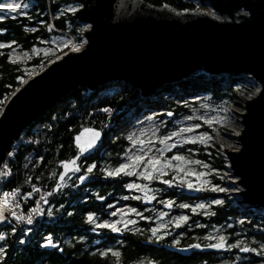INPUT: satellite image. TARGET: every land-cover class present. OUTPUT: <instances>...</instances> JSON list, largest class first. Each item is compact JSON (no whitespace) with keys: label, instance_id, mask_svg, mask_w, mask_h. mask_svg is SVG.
<instances>
[{"label":"trees","instance_id":"obj_1","mask_svg":"<svg viewBox=\"0 0 264 264\" xmlns=\"http://www.w3.org/2000/svg\"><path fill=\"white\" fill-rule=\"evenodd\" d=\"M23 1L29 5L26 11L0 10V17H3L0 19V45H4L0 47V113L8 98L31 77L32 70H42L67 48L31 53L26 61L15 63L11 59L13 50L29 53L34 48L53 44L50 42L52 37L60 34L71 36L75 45L80 46L83 42L81 31L85 24L77 22L72 17L73 12L65 9L66 5L72 4L71 0ZM145 1L157 6L168 5L182 12L197 10L194 0ZM48 22L53 23L55 31L47 29ZM243 80L245 78L197 72L179 82L159 87L150 97H142L138 90L122 81L106 83L96 90L75 87L67 93L23 130L10 150L11 157L6 159L9 177L3 180V189L26 190L31 185H39L45 191L46 203L42 217L34 225L21 226L17 230L8 223L0 227V236H3L0 239V264H188L190 260L202 264V255H195L197 252L182 256L164 246H182L195 241L204 243V236L209 238L210 228L214 227L220 229L219 236L239 239L240 247L255 249L264 243L263 216L249 211L244 220H234L238 209L231 206L230 201L211 202L206 210L191 215V225L178 227L179 237L174 233L175 237L157 238L151 232L156 216L153 212L162 207V201L174 204L171 213L175 214L182 202L193 198L213 200L216 194L206 192L189 196L170 187H157L159 196H155V208H144L137 199L127 197L125 184L130 177L123 173L108 175V171L123 160L128 143L126 134L134 116L162 110L182 115L189 110L187 104L204 96L235 103L243 90ZM247 89L246 93L251 87ZM84 129L98 131L101 136L92 151L81 153L78 137ZM197 149L196 156L207 160L212 169L225 170L223 158L207 155L202 152V147ZM74 159L80 169L65 174L63 165ZM89 165L91 172H88ZM214 181L224 184L218 179ZM124 203L142 213L134 226L118 231L99 227L102 225L99 222L109 218L115 204ZM89 215L93 216L91 222ZM233 248L236 251L238 247ZM238 252L230 255L215 253L214 264H255L258 261L252 251L237 256Z\"/></svg>","mask_w":264,"mask_h":264},{"label":"water","instance_id":"obj_2","mask_svg":"<svg viewBox=\"0 0 264 264\" xmlns=\"http://www.w3.org/2000/svg\"><path fill=\"white\" fill-rule=\"evenodd\" d=\"M71 1L79 4L72 17L88 25L85 42L78 51L66 50L52 60L5 102L0 113V169L23 130L75 87L96 90L122 81L146 97L197 72L226 78L245 75L258 88L244 99L239 112L238 148L225 152L240 185L237 204L263 211L264 0H195L216 15L177 11L145 0ZM186 194L195 193L189 188ZM7 214L5 209L0 225ZM164 247L188 255L200 246ZM200 250L225 248L208 245Z\"/></svg>","mask_w":264,"mask_h":264},{"label":"rangeland","instance_id":"obj_3","mask_svg":"<svg viewBox=\"0 0 264 264\" xmlns=\"http://www.w3.org/2000/svg\"><path fill=\"white\" fill-rule=\"evenodd\" d=\"M2 3L21 4V8L16 12L26 11L27 9L23 7V5L26 4L23 0H4ZM195 3L197 4V10H205L214 14V11L210 7L200 5L196 1ZM78 8L79 4L73 1L72 4L65 6L67 11H72V9L76 10ZM87 26L88 25L85 24L84 30ZM84 30L81 31L83 42L80 46L74 44V40L71 36L60 34L59 36L52 37L50 42L53 44L34 48L33 51H30L27 55L13 50L11 59L14 61H26L28 54H42L63 47H66L67 50H74V48L77 47L80 49L85 42L83 37ZM58 57L54 58V60ZM40 71V68L34 69L30 72V75L32 76ZM241 77L245 78L242 82L243 90L239 97L236 98L235 103H225L222 98L217 99L204 96L195 98L193 103L187 104L189 110L182 115L176 116L172 113L170 116V112L162 110L142 112L131 119L129 123L130 128L126 134L128 143L125 148L123 160L112 170L108 171V173L115 172L121 165H128V167L121 172L131 178V180L125 184V189L128 192L127 197L137 199L138 202L144 205V208L152 207L153 209L155 208L153 204L156 202L155 196H159V194H157V187H163L164 189L170 187L178 193L186 192L187 189L192 188L193 192L197 195L206 192L216 194V198L213 200L210 198L208 200L193 198L191 201L182 202L178 207V212L175 214L171 213V209L175 207L174 204L169 201H162V207L156 208L157 210L153 212L156 216L153 218L154 224L152 225L151 232L155 237L159 238L165 235L174 236V233H177L176 235L179 236L180 232H177L178 227L183 224L187 226L191 225L189 222V217L191 215L201 213L209 207L211 202L216 203V201H230V205L238 209V213L236 214L237 217H235L234 220H244L249 211H252L253 215L263 216L264 219L263 211L237 204V199L239 198L237 191L240 190V185L238 183L237 185L235 184V179L237 178L232 174L225 152V149L233 150L238 148L239 141L237 134L239 133V119L241 118L239 112L243 111L244 99L253 95L258 88L257 84H255L251 78L245 75ZM247 87H251V90L246 93L248 90ZM209 121H211V123H209ZM197 125H199V127H197ZM183 129H191V131H182ZM95 133H99V136H94ZM174 133H176V135H173ZM100 136L101 134L98 131L84 129L78 137L80 151L84 149L81 153L92 151L99 143ZM161 140H164V143H161ZM90 143L91 147H89ZM173 145L175 146L173 147ZM197 147H202V152L207 155L210 153L223 158L225 160V170L221 172L216 171L211 168V164L207 162V160L196 156V153L199 152ZM175 156L183 157V160L173 159ZM136 157H141L140 161L137 162ZM149 160L158 161V163L155 164V170L153 169V165L148 163ZM88 167H91V165ZM79 169L80 165L76 159L63 165L65 174L75 173ZM147 173H151V179L144 178V175ZM214 179L223 181L224 184L215 182ZM131 185H137L139 187H130ZM189 185H191V187H189ZM220 189L223 190L221 191ZM200 205H204V207L201 208L199 207ZM141 214V212L126 203L115 204L114 209L110 212L109 218L102 220L99 224L115 225L117 229L129 228L135 225L138 218L142 216ZM219 231V228H210L208 234L214 240H216V238L219 240V238L223 236H219ZM238 242H240L239 239L232 242V245H237L238 251L246 247H240ZM258 245L259 246L255 249L252 247L247 248H249L253 254L264 257V243ZM1 250L2 249H0V251Z\"/></svg>","mask_w":264,"mask_h":264},{"label":"built area","instance_id":"obj_4","mask_svg":"<svg viewBox=\"0 0 264 264\" xmlns=\"http://www.w3.org/2000/svg\"><path fill=\"white\" fill-rule=\"evenodd\" d=\"M47 29L49 31H55L52 22L47 23ZM19 139L14 142L12 147L19 141ZM10 150L8 151L0 169V203L5 201V193L10 194L6 198V209L8 210L9 215L7 214L5 222L1 224L0 227L8 223L12 225L13 230H17L21 226L27 227L34 225V223L42 217L46 200L45 191L42 186L39 185H31L26 190H22L19 188L13 190L3 189L2 182L5 178L9 177V171L5 163L6 159L8 157H11ZM12 193H15V195H11ZM13 213L15 215H13ZM29 218H31L32 220L31 224L28 223Z\"/></svg>","mask_w":264,"mask_h":264},{"label":"snow or ice","instance_id":"obj_5","mask_svg":"<svg viewBox=\"0 0 264 264\" xmlns=\"http://www.w3.org/2000/svg\"><path fill=\"white\" fill-rule=\"evenodd\" d=\"M24 8H27L29 7L28 4H24L23 5ZM21 8V4L19 3H0V10H7L8 12H16L18 9ZM72 11H75V9H72ZM3 17H0V19H2ZM0 47H4V45H0ZM75 51H78L79 48H74ZM25 55H27V53H25ZM16 61H13V63H15ZM209 123H211V121H209ZM197 127H199V125H197ZM182 131H191V129H183ZM173 135H176V133H174ZM94 136L98 137L99 136V133H95ZM161 143H164V140H161L160 141ZM194 142V141H192ZM175 145H173L174 147ZM89 147H91V143L89 144ZM81 151H84V149H81ZM141 157H136V161H140ZM173 159L175 160H183V157H179V156H175L173 157ZM149 164H152L153 165V169L155 170V164L158 163V161H154V160H149L148 162ZM194 163H198V162H194ZM94 167V166H93ZM128 167V165H121V167L117 168L115 170V172H109L108 175H116V174H119L121 172H123L126 168ZM92 171V167H89L88 168V172H91ZM144 178L145 179H151V173H147L144 175ZM81 180L84 179L83 176L80 177ZM130 187H139L137 185H131ZM189 187H191V185H189ZM221 191L223 189H220ZM10 194L9 193H5L4 196H5V201L0 203V220H2L4 218V211L6 209V198L9 196ZM11 195H15V193H12ZM217 204L221 203V201H216ZM199 207L203 208L204 205H200ZM35 211V210H34ZM115 214V213H113ZM13 215H15L13 213ZM181 219H184V218H181ZM88 220L91 222L93 221V216L92 215H89L88 216ZM28 223L31 224L32 223V220L31 218L28 219ZM131 223V221H130ZM99 227H111L113 231H118V229L115 227V225H99ZM0 239H3V236H0ZM220 240V243H217V244H214V245H211V247H216V248H223L225 246L224 244V241H225V238L223 236H221L219 238ZM49 243H51L49 241ZM54 246V245H53ZM237 245H229V247H236ZM195 247H198V245H195ZM242 252H248L250 251L249 248L245 247V248H241L240 249ZM118 255V254H117Z\"/></svg>","mask_w":264,"mask_h":264},{"label":"flooded vegetation","instance_id":"obj_6","mask_svg":"<svg viewBox=\"0 0 264 264\" xmlns=\"http://www.w3.org/2000/svg\"><path fill=\"white\" fill-rule=\"evenodd\" d=\"M197 215V214H196ZM179 236H180V234H179ZM178 235H177V237H179ZM208 236V235H207ZM207 236H204V243H201L200 241H195V242H193V243H191V244H194V243H198L199 244V248H196L195 250H193V251H191L188 255H182V254H180V255H182V256H191L192 255V253L193 254H195L196 252H197V254H195V255H198L199 256V254L200 255H202L201 257H202V259H203V261H202V264H214V261H213V255L215 254V253H217V254H225V255H230L231 253H233L234 254V252H236L238 249H236V251L234 250V248L233 247H229V245H232V242H235V240L234 239H232V240H229L228 238H225V241H224V244H225V246H224V248H225V250L224 251H210V252H203V251H201L200 250V248L201 247H205V246H208V245H212V244H217V243H220V240H214L213 238H211V237H207ZM191 244H188V245H182V246H190ZM175 246V245H174ZM249 252V251H248ZM248 252H242L241 250L238 252V253H236V255L237 256H239V255H245V254H247ZM179 254V253H178ZM256 258L258 259V261L257 262H255V264H263V262H264V260H262L261 258L262 257H260V256H258L257 254H256ZM241 259V258H240ZM239 259V261H241ZM245 260V259H244ZM239 261L237 260V263H239ZM244 262V261H243ZM150 264H154V263H150ZM188 264H197L196 263V261H192L191 262V260L188 262ZM233 264H236V263H233Z\"/></svg>","mask_w":264,"mask_h":264},{"label":"bare ground","instance_id":"obj_7","mask_svg":"<svg viewBox=\"0 0 264 264\" xmlns=\"http://www.w3.org/2000/svg\"><path fill=\"white\" fill-rule=\"evenodd\" d=\"M210 13V12H209ZM210 14H212V13H210ZM212 15H216V13L214 12V14H212ZM257 87H258V85H257ZM150 96H152V95H149V96H146V97H150ZM236 180V179H235ZM236 185H237V182L235 183ZM237 188V187H236ZM238 192V195H239V190L237 191ZM240 199V198H239ZM244 206V205H243ZM255 210H256V208H255ZM258 210V209H257ZM263 212H264V209H263Z\"/></svg>","mask_w":264,"mask_h":264}]
</instances>
